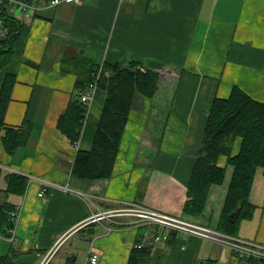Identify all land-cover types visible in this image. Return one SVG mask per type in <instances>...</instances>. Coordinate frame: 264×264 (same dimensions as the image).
<instances>
[{
    "label": "crops",
    "instance_id": "0c3cea01",
    "mask_svg": "<svg viewBox=\"0 0 264 264\" xmlns=\"http://www.w3.org/2000/svg\"><path fill=\"white\" fill-rule=\"evenodd\" d=\"M23 25L13 57L0 71V90L6 74H16L5 121L10 127L30 123L32 130L13 154L0 140V191L3 200L21 206L16 238L8 239L1 255L12 248L21 254L51 251L47 264H85L95 252L101 264H130L135 245L144 243L149 255L138 257L142 264H254L192 234L154 241L163 227L135 215L93 217L135 203L218 229L234 169L228 156L218 162L226 167L225 180L210 187L199 215L184 211L188 181L213 99L228 97L238 85L264 101V0L64 2ZM104 62L158 70L159 90L153 98H136L113 175L83 180L72 174V165L78 149L93 145L106 91L97 88L77 145L59 130L58 119L79 91L77 80L89 78L88 63ZM241 142L238 136L233 154ZM7 171L74 191L48 188L41 194V182L30 180L24 195L7 194ZM250 198L256 209L236 236L264 243L262 168Z\"/></svg>",
    "mask_w": 264,
    "mask_h": 264
},
{
    "label": "trees",
    "instance_id": "16d2710c",
    "mask_svg": "<svg viewBox=\"0 0 264 264\" xmlns=\"http://www.w3.org/2000/svg\"><path fill=\"white\" fill-rule=\"evenodd\" d=\"M6 24L10 27V33L7 38L0 39V71L11 61L15 43L24 26L10 16L6 17ZM101 67L97 83L98 87L106 91V99L93 145L87 150L78 149L72 165V174L83 180L108 179L113 175L136 98H153L159 90L160 72L143 67L138 62H131L127 66L108 62L88 63L89 78L77 80L79 91L73 94L58 119L59 130L74 145L81 138L88 114L80 92L86 90L93 80V74ZM15 82L16 74L7 73L0 90V140L10 154L27 142L32 130L30 123L26 122L20 127L6 124L5 117ZM238 136L242 138L240 150L233 154V145ZM221 155L228 156V163L234 169L218 229L236 235L241 221L252 217L256 209L250 194L257 170L262 168L264 171V101L255 99L238 85L233 86L228 97H215L212 101L202 143L188 181V198L184 204L186 213L201 214L210 187L225 180L226 167L218 163ZM5 178V192L18 196L25 194L31 180L27 175L9 171L5 173ZM237 207H240L239 214L232 219L230 214ZM15 208L16 205L10 200L0 201V235H11L9 229L14 226L11 211ZM176 233L173 232L168 241ZM20 254L12 248L11 252L0 256V264H23L18 261ZM148 255L149 249L136 247L130 257V264H142L137 260L138 257L145 258Z\"/></svg>",
    "mask_w": 264,
    "mask_h": 264
},
{
    "label": "built area",
    "instance_id": "2783aa9c",
    "mask_svg": "<svg viewBox=\"0 0 264 264\" xmlns=\"http://www.w3.org/2000/svg\"><path fill=\"white\" fill-rule=\"evenodd\" d=\"M83 1L84 0H0V39L7 38L10 33V27L6 24L7 16L25 24L34 19L41 10L55 7L64 2L82 3ZM101 72L102 67L98 70V72L93 74V80L88 84L86 90L80 92L81 99L88 112L98 88L97 82ZM30 178L31 180H39L41 182L43 185L41 194L48 188H57L64 190L65 192L74 191L67 185L47 181L35 176H31ZM124 214L135 215L149 224L156 223L161 225L163 230L155 237L154 241L162 242L164 244L168 241L172 232L192 234L212 241L222 247H227L238 258L251 261L254 264H264V243L228 234L217 228L196 224L135 203H125L116 209L100 211L94 215L93 219L100 220L106 216L109 217ZM20 215L21 206H16V208L11 211V216L14 221V226L9 229L11 235L9 237L0 235V238H7L9 240H14L16 238L17 225L20 220ZM144 245V243H137L135 247L142 248ZM51 253L52 252L50 251L49 253L42 255L37 252L39 257L42 256L39 264H47ZM85 264H101L98 253L91 252Z\"/></svg>",
    "mask_w": 264,
    "mask_h": 264
},
{
    "label": "water",
    "instance_id": "95a60500",
    "mask_svg": "<svg viewBox=\"0 0 264 264\" xmlns=\"http://www.w3.org/2000/svg\"><path fill=\"white\" fill-rule=\"evenodd\" d=\"M240 207H237L231 214L230 217L234 219L239 214ZM37 254L24 253L18 257V261L23 264H34L37 260Z\"/></svg>",
    "mask_w": 264,
    "mask_h": 264
},
{
    "label": "rangeland",
    "instance_id": "374dc122",
    "mask_svg": "<svg viewBox=\"0 0 264 264\" xmlns=\"http://www.w3.org/2000/svg\"><path fill=\"white\" fill-rule=\"evenodd\" d=\"M168 99H170V97ZM168 101L170 102V100H168ZM4 196H5V194L2 191H0V201H2L4 199ZM3 239L4 240L0 239V255L3 254L4 252H6L8 250L9 245H10V241L7 238H3ZM38 263H39V261L36 262V264H38Z\"/></svg>",
    "mask_w": 264,
    "mask_h": 264
}]
</instances>
